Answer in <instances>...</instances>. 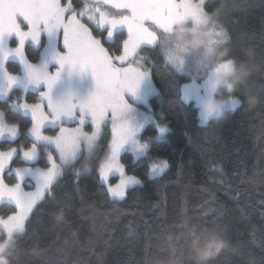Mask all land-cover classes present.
<instances>
[{"label": "trees", "instance_id": "obj_1", "mask_svg": "<svg viewBox=\"0 0 264 264\" xmlns=\"http://www.w3.org/2000/svg\"><path fill=\"white\" fill-rule=\"evenodd\" d=\"M204 8L218 23L211 38L187 34L183 42L196 39L208 45V68L230 60L238 105L201 127L197 107L181 91L196 71H178L160 42L139 47L126 63L150 74L156 88L151 103L167 124L164 136L152 140L156 127L146 125V156L121 153L126 173L141 183L129 187L123 199L112 198L99 179L97 161L88 170L80 168L81 160L69 165L0 253L4 264H264V0H206ZM110 29L93 32L103 36ZM112 33L111 40L102 37V42L113 57L122 52L126 31ZM170 39L174 44L179 35ZM26 40L27 68L39 61L41 51ZM15 60L7 66L17 82L9 94L0 93V114L19 133L16 141H0V150L32 143V115L18 102L33 105L39 94L29 87L22 98L18 79L24 73ZM5 119L0 123L6 125ZM110 138V129L103 127L101 155ZM158 159L169 167L148 177L149 162ZM15 160L13 168L22 164L19 154ZM5 180L14 183V172L6 170ZM13 207L1 203L0 217L12 214ZM5 237L0 227V243Z\"/></svg>", "mask_w": 264, "mask_h": 264}, {"label": "rangeland", "instance_id": "obj_2", "mask_svg": "<svg viewBox=\"0 0 264 264\" xmlns=\"http://www.w3.org/2000/svg\"><path fill=\"white\" fill-rule=\"evenodd\" d=\"M79 1L82 3L80 6L76 4V0H70L72 6L67 9L63 21L55 27L51 33L45 30V25L41 22L39 25V32L41 34L39 38L43 43L41 57L39 61H37L38 63L27 64V69L28 65H31L33 70L38 74L39 83H34V85L41 86L38 96L39 101L37 103L41 104L44 102L46 105V113L40 109L42 119L46 118L43 124L44 134L49 137H55L61 133L62 129H68L69 131H74L80 141L82 153L77 155L75 161L65 165L64 170L69 165L79 160H81L80 168L82 169L83 167L88 166V170L90 165L97 161L99 163V174L101 163H103L106 157L110 154L114 123L113 109L111 107L106 109L107 114L101 121L99 128H97L91 112L86 108H83V106L89 101V98L96 91V81L92 72L89 70L81 72L78 68L76 70L71 69L67 63H64L63 65L60 64L59 57L69 55V50L64 42L65 25L70 23L69 17L71 14L73 12L77 13V20L81 21V30L86 35L88 41L95 49L103 51L106 50V48L104 47L102 39L104 38L106 41H109L111 40L112 35H108V33L103 36L96 35L93 32L94 30L97 32H103L105 28L108 29L109 27V29L111 28L110 32H112L113 29H124L126 31V39L123 45L128 40L129 33L124 24H118L114 28L109 23L101 25L99 23L100 13L96 10L99 9L100 12H103L114 19H120L123 16L130 14L127 13L126 10L115 8L109 0ZM205 1L206 0H180L178 6L174 10H169L167 12L166 23L164 25L158 24L152 20H145L144 27L149 33H151L152 39L140 40L134 45V50L126 47L125 50H122V52L118 54L124 57L122 61L116 60L118 55L111 56L114 66L121 70L120 74L122 77H135L139 79V85L136 89L135 95H133L127 85L119 88L117 92V103L124 105V107L119 109L120 119L117 122H128L133 127H139L140 131L136 134L135 140L141 144H147V148L143 151L136 150L132 144H126L121 149L120 156L124 151L132 154L134 159L147 155L150 146V139L143 137V131L148 123H153L157 130V134L155 137H152L151 140L163 137L167 131V124L161 120L158 111L151 103V99L156 97V88L153 86L150 74L139 65L126 63V59L132 57L136 50L143 45H153L160 42L168 56L169 63H171L178 71L187 72V68H192L196 71L194 77L182 85L181 91L183 98L187 96L186 100L192 101L197 107L198 118L201 124L203 121H208L212 117H218L226 112L234 110L238 105L236 102H239V99L232 94L233 79L231 77L232 66L229 62L230 60L222 59L215 61L208 68V45L196 39L191 43L183 42V36L187 34H199L209 39L213 34V30L218 25L217 19L205 12ZM9 2L10 0H0V13L3 12L5 5ZM68 2L69 0H61V4H67ZM89 13H91L94 19L88 18ZM19 19L20 25H23L24 20L22 18ZM217 31L216 35L220 34L219 30ZM172 35H179V41L176 40L173 44V40L170 39ZM27 39L34 41V45L37 47L38 41L33 40L31 37H28ZM107 53L109 52L107 51ZM202 74H204V76L198 80ZM141 76H143V78H141ZM49 81H51L50 88L48 86ZM134 82L135 81L133 80L132 83ZM44 93L47 95H44ZM37 103H35V105H38ZM66 110H70L72 115H67ZM202 112H210V114L207 115V119L202 120ZM4 119L3 115L0 114V120L3 121ZM6 122V126L15 125L9 121ZM158 126L165 127L166 131L161 134ZM103 127L110 129L111 138L108 142L105 153L101 155L98 140ZM88 137L93 138L91 146L88 144ZM4 138L12 140V138L7 135H5L3 139ZM32 143H30V145ZM19 146L23 145L20 144ZM51 150V144L40 142L38 145V162H33L32 165L25 164L23 166H32L33 168L45 167L48 163L46 154ZM99 156L101 157L98 158ZM159 160L161 159L149 162V169L147 172L148 177H154L161 174L150 172L151 163L159 162ZM126 175L130 174L126 173ZM113 178L114 180H112ZM137 178L140 179L139 177ZM29 179L31 178L29 177ZM118 180V174L112 173L109 176L108 182L115 184ZM101 182L106 188L105 182L102 180ZM31 190L33 189L30 186L25 188V191ZM3 202L12 204L8 200L0 201V204ZM2 229L6 237L5 241L0 243V245H2V247H0V253L3 251L6 244L18 232H20V230H16L9 235L6 229L3 227ZM0 264H4V260L1 256Z\"/></svg>", "mask_w": 264, "mask_h": 264}, {"label": "snow or ice", "instance_id": "obj_3", "mask_svg": "<svg viewBox=\"0 0 264 264\" xmlns=\"http://www.w3.org/2000/svg\"><path fill=\"white\" fill-rule=\"evenodd\" d=\"M115 8L126 10L130 15H125L120 19H114L109 15L100 13L99 23H109L113 28L118 24H124L129 33L128 40L122 45V50L131 48L140 40L152 39L151 33L144 27L145 20H152L158 24L166 23V15L169 10H174L180 0H109ZM72 6L70 0L67 4H61V0H10L0 13V39L4 35H15L19 44L16 48L3 49V61H0V71L3 72L4 79L0 81V93L12 91L17 82V76L7 71V59L10 55L17 56L24 60L23 46L26 38L39 39V25H45V30L49 33L57 27L66 15L67 9ZM22 18L30 27L27 31L21 30L20 19ZM89 19L94 17L89 13ZM70 23L65 25V44L69 50L68 56L59 57L61 65L67 63L71 69L83 72H92L96 81V91L89 98L83 108L91 112L96 127L99 128L101 121L106 116V109H113V130L110 154L99 167V179L105 182L106 192L112 198L123 199L126 190L132 185L141 183L135 175H126L125 165L121 163L120 152L126 144H132L136 150L143 151L147 144H141L135 140L139 127H133L128 122H117L120 119L119 109L124 107L117 103V92L119 88L127 85L129 90L135 95L139 85V79L135 77L125 78L121 76V70L114 66L111 54L106 50L98 51L88 41L86 35L81 30V21L77 20V13L73 12L69 17ZM109 32L108 35H112ZM130 54V53H129ZM123 56L118 55L117 61H122ZM126 71V70H125ZM29 81L39 83L38 74L28 65ZM143 78V76H141ZM54 79V78H53ZM135 81L132 83V81ZM49 88L51 81H49ZM44 95H47L44 93ZM187 99V96L184 97ZM21 110H28L32 115V126L28 130L33 143L28 148L23 146H10L6 150H0V201L8 200L14 207L12 214L6 218L0 217V227L7 230L11 235L13 231H22L25 222L29 219L30 213L39 201H43L52 193L57 184L58 176L64 170L65 165L75 161L77 155L82 153L80 141L74 131L62 129L61 133L55 137L44 134L42 114L39 105H32L26 99L18 102ZM66 114L71 116L72 112L66 110ZM210 112H202V120L207 119ZM159 132L163 134L165 127L158 126ZM19 129L17 125L6 126L0 123V141L5 135L16 141ZM88 144L91 146L92 137H88ZM11 141V142H12ZM46 142L52 145V150L47 155V161L43 168H33L32 166L12 167L15 164L17 154L22 157V165H32L38 162V145ZM169 167L166 160H159L150 165L151 173H162ZM6 170L15 174V182L7 183L5 180ZM116 173L119 180L115 184L109 183V176ZM29 177L31 179H29ZM31 187L33 190L25 191ZM2 247V245H0Z\"/></svg>", "mask_w": 264, "mask_h": 264}, {"label": "flooded vegetation", "instance_id": "obj_4", "mask_svg": "<svg viewBox=\"0 0 264 264\" xmlns=\"http://www.w3.org/2000/svg\"><path fill=\"white\" fill-rule=\"evenodd\" d=\"M23 26L24 27H21V30L25 31L26 25L24 24ZM39 36H41V34ZM38 41H39V44L35 49L42 51L43 45L40 44L41 39L39 38ZM18 43H19V40L14 34L13 35H4L3 38L0 39V61H3V51L2 50L5 48H7L8 50L14 49L17 47ZM27 43H29V42L26 40L24 42V46H23V54L24 55H25V46ZM15 59H17L19 61V64L22 67V73H24V76L19 77V79H18V84H20L18 88L21 91L22 98L25 97L26 90L29 87H34V89L37 90L36 94L37 93L39 94L41 86L34 85V83H31L29 81L28 69L25 66L26 64H25L24 60L21 61L19 58H16L15 55H10L7 59L6 65H8L9 61H16ZM36 63H38V62H36ZM7 71H8V66H7ZM3 79H4L3 72L0 71V81H2ZM8 94H9V92H8ZM40 109L44 110L46 113V105L44 104V102L40 104Z\"/></svg>", "mask_w": 264, "mask_h": 264}, {"label": "clouds", "instance_id": "obj_5", "mask_svg": "<svg viewBox=\"0 0 264 264\" xmlns=\"http://www.w3.org/2000/svg\"><path fill=\"white\" fill-rule=\"evenodd\" d=\"M236 103L238 104L239 102L237 101ZM207 123H208V121H203L201 124V127H207ZM210 258L211 257H204V256L201 257V259H210Z\"/></svg>", "mask_w": 264, "mask_h": 264}]
</instances>
